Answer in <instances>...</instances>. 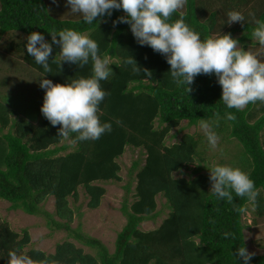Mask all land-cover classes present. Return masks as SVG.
<instances>
[{"label":"trees","instance_id":"obj_1","mask_svg":"<svg viewBox=\"0 0 264 264\" xmlns=\"http://www.w3.org/2000/svg\"><path fill=\"white\" fill-rule=\"evenodd\" d=\"M58 2L0 0V33L24 36L0 46V59L15 54L41 77L67 83L90 76L91 60L83 68L68 62H62L60 68L54 62L59 58V48L53 44L51 73H45L27 53L26 38L37 31L51 43L50 32L65 28L89 35L97 42L99 55L107 56L113 69L107 80L100 81L107 95L99 105L100 120L111 123L112 131L94 141H79L75 134L64 139L58 137L59 126H52L43 115L38 123L32 122L30 116L0 97V199L9 202L10 209L43 216L47 226L66 230L69 238L90 251L69 238L57 242L51 253L28 248V229L17 232L0 215V264H7L10 249L52 264H244L234 255L238 247H246L243 213L252 212L253 224L257 222L255 217L264 216V104H249L243 111L228 109L220 100L222 88L215 74L196 76L188 93L186 86L172 81L170 65L163 55L141 46L128 24L114 23L124 15L122 9L87 24L80 14H60ZM230 10L243 13L245 21L226 23ZM182 11L185 22L201 39L230 33L245 49L255 51L259 47L251 38L255 24L249 13L264 21V0H187ZM177 18L178 14L172 17ZM129 56L141 67L140 73L124 64ZM3 60L20 63L13 57ZM7 83L6 77L0 82L2 86ZM226 112L233 113L236 120L225 119ZM201 120L207 121L219 138L215 149L209 146L204 133L183 132L190 126L198 127ZM183 121L186 124L181 126ZM172 139L175 141L169 143ZM235 140L246 157L240 169L254 181L259 193L255 201L233 193V202L228 203L209 192L210 172L205 166L218 157L215 163L233 167L225 145ZM127 147L144 150L145 158L142 164L140 159L132 163L133 200L129 205L123 201L125 223L116 233L110 252L102 241L71 228L70 223L74 214L80 215L75 204L79 187L88 197L87 207L96 209L106 191L99 183L122 181L119 159ZM125 190L131 191L129 183ZM159 195L165 200L166 216L156 228L143 230V221L156 220L163 212L157 209ZM50 196L54 198L53 212L43 205ZM240 208L244 211H237ZM224 233L230 235L226 238ZM250 264H264V252L254 254Z\"/></svg>","mask_w":264,"mask_h":264},{"label":"clouds","instance_id":"obj_2","mask_svg":"<svg viewBox=\"0 0 264 264\" xmlns=\"http://www.w3.org/2000/svg\"><path fill=\"white\" fill-rule=\"evenodd\" d=\"M66 3L70 12L80 14L87 24L105 15L111 16L114 9H122L124 15L114 23L128 24L141 46L147 45L163 55L170 65L172 81L177 86H186L188 93L192 91L190 86L196 76L215 74L222 88L220 100L228 109L243 111L249 104H264V21L255 19L254 13H249V16L253 17L255 24L251 38L259 45L255 51L243 48L230 33L201 39L200 34L184 20L182 10L187 0H66ZM174 14L179 18L172 19ZM226 16L229 25L245 21L240 11L230 10ZM50 34L51 43L37 31L26 38L27 53L43 67L45 73H51L49 59L53 57L54 44L59 48V58L54 62L60 68L62 62L83 68L91 60L92 74L67 83H53L46 76L40 78L39 86L45 90L41 113L52 126H59L58 137L68 139L75 134L79 141L98 140L105 132L112 131L111 123L101 122L99 109L107 95L100 81L107 80L112 74L111 62L107 56L99 55L97 42L87 34L68 28ZM124 64L131 65L133 72L141 71L132 56L126 58ZM143 71L151 76L147 69ZM219 115V112L215 113L217 121ZM224 118L236 120L231 112H226ZM199 126L209 146L215 149L219 138L211 125L201 120ZM205 167L210 172L209 192L217 199L232 203L235 193L236 197L255 201L259 195L254 181L240 168L215 162ZM237 211L243 212L244 209ZM229 235L224 233L226 238ZM234 255L242 258L244 264H250L254 253L242 246ZM7 258V264H52L47 259L36 261L19 250L10 249Z\"/></svg>","mask_w":264,"mask_h":264},{"label":"rangeland","instance_id":"obj_3","mask_svg":"<svg viewBox=\"0 0 264 264\" xmlns=\"http://www.w3.org/2000/svg\"><path fill=\"white\" fill-rule=\"evenodd\" d=\"M58 2L57 0H50ZM64 11H70V6L67 5L66 0H59L58 2ZM57 5V4H56ZM60 14H58L60 16ZM60 17H66L62 15ZM85 34V33H84ZM24 36L13 32L0 33V46L8 43L12 40H22ZM0 47V52L3 50ZM3 53V52H2ZM13 57V60H20L15 54H9L7 57L2 55L0 59V82L3 78H8V83L5 86L0 84V97H2L11 107L18 111L23 112L25 115L30 116L32 122H39L42 113L39 111L43 103V97L45 90L39 86L38 80L41 77L34 69H31L27 64L20 60L18 64H12L4 62L3 58L7 59ZM13 65V66H12ZM42 117V116H41ZM37 122V123H38ZM186 124L185 121L181 123V126ZM188 132H200L203 133L200 126H190L183 130ZM179 133L178 136H180ZM262 142L264 143V131L262 133ZM175 139L168 141L172 143ZM66 144H70L68 140H64ZM61 142V143H62ZM228 146V147H227ZM227 147L225 151L227 157H231V165L236 168H242L246 163L245 153L242 147L235 140L233 143L225 145ZM145 158L144 150L138 148L127 147L125 153L119 159L121 165L120 175L122 181L114 182H100L105 188V194L101 198L100 205L96 209H90L87 207L88 197L82 187L78 190V201L75 203L79 207L80 215L74 214L73 220L70 223L71 228L77 229L84 235L95 237L102 241L110 252L114 249V241L116 233L122 228L125 223V217L122 214L121 206L123 201L127 200V204H131L133 197V188L135 185V171H131V166L134 160L140 159L141 164ZM230 160V158H229ZM218 162V157L212 160V163ZM230 162V161H229ZM176 175V174H175ZM130 184L131 191L126 192L125 185ZM264 193V189L262 190ZM72 200L71 198H69ZM164 198L162 196L157 197V209H163V212L156 218V220H146L140 224L141 229L150 230L156 228L161 220L166 216L167 208L164 205ZM44 209L48 212L54 211V198L50 196L44 202ZM10 203L4 199H0V215L6 220L11 228L17 232L21 229L27 228L31 236V242L28 248H38L44 250L47 253H51L54 250L55 244L66 238L69 235L66 230L49 227L46 225V220L40 215L27 214L22 210H13L9 208ZM253 214L251 211H245L243 213L244 237L246 242V249L254 254L264 252V216L255 217L256 224L252 223ZM74 241L78 246L84 247L85 251H90L87 246L80 244L78 241L69 238Z\"/></svg>","mask_w":264,"mask_h":264},{"label":"crops","instance_id":"obj_4","mask_svg":"<svg viewBox=\"0 0 264 264\" xmlns=\"http://www.w3.org/2000/svg\"><path fill=\"white\" fill-rule=\"evenodd\" d=\"M60 6V5H59ZM62 7V6H61ZM63 8V7H62ZM68 12V11H67Z\"/></svg>","mask_w":264,"mask_h":264}]
</instances>
